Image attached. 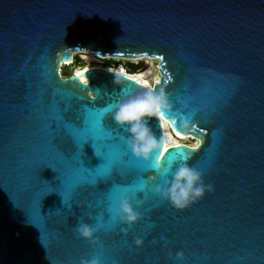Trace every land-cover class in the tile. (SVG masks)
I'll return each mask as SVG.
<instances>
[{
  "label": "water",
  "instance_id": "1",
  "mask_svg": "<svg viewBox=\"0 0 264 264\" xmlns=\"http://www.w3.org/2000/svg\"><path fill=\"white\" fill-rule=\"evenodd\" d=\"M75 53L125 59L128 68L135 66L130 60L156 61L162 82L155 89L172 97L165 119L175 132L200 140L195 150L171 148L160 164L184 153L214 186L184 211L149 191L138 224L127 233L123 225L98 233L103 260L180 264L175 252L183 250V264H264V0H0V264H79L92 257L96 249L75 231L78 220L94 224L90 216L118 202L120 192L109 196L111 183L155 175L117 171L111 183L82 188L71 211L65 208L69 185L89 182L94 173L61 154L77 149L58 109L70 103L66 121L82 124V101L71 92L100 109L147 89L106 68L87 69V85L73 73L63 78L60 63ZM104 123L113 135H126L110 112ZM151 126L164 135L159 119ZM105 140L85 142L81 159L89 169L106 158ZM110 142L146 166L125 143ZM52 185L57 191L49 192ZM137 236L143 247L134 244Z\"/></svg>",
  "mask_w": 264,
  "mask_h": 264
},
{
  "label": "clouds",
  "instance_id": "2",
  "mask_svg": "<svg viewBox=\"0 0 264 264\" xmlns=\"http://www.w3.org/2000/svg\"><path fill=\"white\" fill-rule=\"evenodd\" d=\"M88 79L83 83L87 85ZM114 83L124 86L122 76L115 75ZM89 96L96 99L93 92ZM172 111L168 95L164 88H148L136 94L122 98L117 104L111 107L110 111L113 120L126 131V135L121 139L131 150L133 156L138 160L151 163L154 154L162 151L168 146L165 135L157 136L151 126L152 118L161 119L162 113ZM167 124V121H164ZM184 130L188 129V123L180 125ZM155 175L148 179H142L137 185L124 189L119 196L118 202L110 204L109 211L111 220L115 224L123 225V231L133 228L142 219L143 215L139 209L143 206L144 200L140 198L139 192L144 191L145 187L153 194L171 204L177 211H184L193 204L202 200L207 193L214 191L211 183H206L204 172L194 167L186 160H173L166 165L159 164L153 169ZM159 181L149 186V181ZM100 225L87 222L85 219L78 220L75 231L91 242L96 249L92 257L82 256L79 264H105L103 258L98 254L102 248V241L98 235ZM162 239H166L163 238ZM144 238L137 236L134 244L139 248L144 246ZM186 260L183 250L175 252V261L183 262Z\"/></svg>",
  "mask_w": 264,
  "mask_h": 264
},
{
  "label": "snow or ice",
  "instance_id": "3",
  "mask_svg": "<svg viewBox=\"0 0 264 264\" xmlns=\"http://www.w3.org/2000/svg\"><path fill=\"white\" fill-rule=\"evenodd\" d=\"M155 59L159 61H163L165 59L164 56H158L155 57ZM77 77L81 80L82 83L86 81L84 78L83 73H76ZM127 75V74H125ZM127 78L129 80H133L137 83H142L145 86H147V81H141L137 76L134 75H127ZM169 80L172 79L171 76L168 77ZM161 79L159 77L156 78L155 83L157 85L161 84ZM71 99H79L82 101L80 110L82 111L83 115V123H74V122H68L66 121V117L64 115V112H66L70 107V103H67L65 105V108L58 109V118L60 121V126L67 131V133L72 137V140L76 144L77 151L72 156H67L64 153L61 154L68 158V159H74V162L76 164L77 168L83 167L85 170L89 172H93V178L89 182H74L71 185H69L67 191L63 195V203L66 209L71 211L73 208V205L75 204V201L79 200V195L81 193L82 188H100L101 184H104L105 181H108L111 183V177L119 172L120 175H124L126 170L129 169H154L159 166L160 161L162 159L163 153H167L169 151L168 146H166L162 151L161 155H157L153 157L151 163H146V166L143 168L137 167L134 163H132L129 159L126 153L124 152H115L112 149L111 142L113 139L120 143H124L121 139V135L118 133L116 135H113V129H110L107 125L104 123L105 113L110 111L111 107L114 105H109L108 107L96 109L93 108L86 103H83L84 97L77 96L74 92H71ZM70 99V100H71ZM93 99V98H92ZM169 99H172L170 96ZM95 101V99H93ZM195 115V114H194ZM166 113L161 114L160 121H167L165 119ZM173 124H175V121H172ZM177 136H181V132L176 131ZM105 137V143L107 144V151H106V158L103 159V163L95 168V169H89L85 166L82 157V149L88 140H92L93 143H99L101 137ZM79 141V142H78ZM53 143L55 144L56 141L53 140ZM200 146V142L197 143L196 146H193V150L198 148ZM177 149L184 147L182 145H176ZM96 151V150H95ZM98 157H101L99 153L96 154ZM102 158V157H101ZM176 156H172L170 159H168V162L176 160ZM180 160H186L188 159L187 155L184 153L179 154ZM143 178H140L136 181H133L131 184H119V183H111V191L109 193V196H111L114 192H122L124 189L137 186ZM57 191V187L52 185L49 192ZM48 192V193H49ZM149 190L147 187H145L144 191L139 192L140 198H142L144 201H147L146 198L148 197ZM83 206V205H81ZM110 203H107L106 211L103 213H99L95 216H90L89 219H92L94 221V225L98 224L100 225L98 233L101 231H110L117 227H120L121 225L115 224L111 220V215L109 211ZM123 228H121V231ZM102 248L100 250L105 249V245L102 242ZM95 251V249H94ZM105 264H115L114 260L109 258L105 261Z\"/></svg>",
  "mask_w": 264,
  "mask_h": 264
},
{
  "label": "bare ground",
  "instance_id": "4",
  "mask_svg": "<svg viewBox=\"0 0 264 264\" xmlns=\"http://www.w3.org/2000/svg\"><path fill=\"white\" fill-rule=\"evenodd\" d=\"M76 54H78V53H75L73 55V60L71 62L74 61V58H75ZM81 58L86 60L88 65L83 66V67H76L74 62H73V66H71V67L74 68V66H75V69L73 71L74 76H77L76 73H78V72L84 73L87 69H90V68H105V67H101V66H98V65L95 64V63H98L100 59H98V57H96L94 55L85 54V55L81 56ZM108 59L120 60L119 58H108ZM123 60H125V59H123ZM131 61L133 62L131 64L137 65V67L141 63L140 62H136V61H143V62L145 61L147 64L142 70L138 71L136 75H134L132 73V71L127 70L124 66H119V67L115 66V67L109 68L108 70L115 71L118 74H121L123 76H127V75L137 76L141 81H147V86H145L144 84L140 83L145 88H147V89L148 88H155V85H154L155 84V80H156V78L158 76H160V74H159V70H157V68L153 65L152 60L151 59H147V58H142V59H134V60H131ZM67 63H69V62H61L60 63V74L62 73L61 69L64 68ZM135 69H137V68H135ZM125 74H127V75H125ZM77 78L79 79V77H77ZM161 124L163 126V132H164L165 139L167 141L169 150L171 148L175 147L178 144L179 145H186V146H188L190 148H193V146H196L197 143L200 142L199 139H195L193 136H190V135L177 136L176 132L171 129V126H170L169 123L165 124L163 121H161ZM165 154L166 153H164V155Z\"/></svg>",
  "mask_w": 264,
  "mask_h": 264
},
{
  "label": "rangeland",
  "instance_id": "5",
  "mask_svg": "<svg viewBox=\"0 0 264 264\" xmlns=\"http://www.w3.org/2000/svg\"><path fill=\"white\" fill-rule=\"evenodd\" d=\"M83 55H85V54H76L75 55V58H74L73 62H74L76 67H83V66L88 65L86 60L81 58V56H83ZM107 60H108V64H105V62L102 61V60H99V62L95 63V64L98 65V66H101V67H109V68L115 67V66H117V67L124 66L127 70L132 71V73L134 75H136L138 71L142 70L147 64L145 61L144 62L143 61H136V62H140L141 63L138 67H137V65H135V67L131 66V68L130 67L128 68V62L129 61H126V60H123V59H120V60L107 59ZM73 62L67 63L66 66L61 69L62 70L61 75H62L63 78H67L68 76H70L73 73V71L75 69V66H74V68L71 67V66H73ZM131 63H133V62L130 60V64ZM152 63L158 70V63L156 61H153V60H152ZM135 68H137V69H135Z\"/></svg>",
  "mask_w": 264,
  "mask_h": 264
},
{
  "label": "flooded vegetation",
  "instance_id": "6",
  "mask_svg": "<svg viewBox=\"0 0 264 264\" xmlns=\"http://www.w3.org/2000/svg\"><path fill=\"white\" fill-rule=\"evenodd\" d=\"M98 59H100V58H98ZM101 60V59H100ZM102 61H104L105 62V64H108V60H102ZM107 66V65H106ZM105 68H109V67H105Z\"/></svg>",
  "mask_w": 264,
  "mask_h": 264
},
{
  "label": "built area",
  "instance_id": "7",
  "mask_svg": "<svg viewBox=\"0 0 264 264\" xmlns=\"http://www.w3.org/2000/svg\"><path fill=\"white\" fill-rule=\"evenodd\" d=\"M106 69H109V68H106Z\"/></svg>",
  "mask_w": 264,
  "mask_h": 264
}]
</instances>
